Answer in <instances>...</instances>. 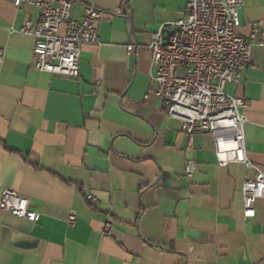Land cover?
I'll return each mask as SVG.
<instances>
[{
	"label": "crops",
	"instance_id": "0c3cea01",
	"mask_svg": "<svg viewBox=\"0 0 264 264\" xmlns=\"http://www.w3.org/2000/svg\"><path fill=\"white\" fill-rule=\"evenodd\" d=\"M186 3L98 0L101 43L82 47L67 79L33 68L35 38L19 31L38 9L0 0V199L14 191L38 214L0 210V264H264V200L246 210L241 194L256 172L220 167L209 134L190 146L154 94L148 46ZM81 14L75 3L71 17ZM258 22L264 0H245L238 33L248 40ZM226 91L249 104L246 150L264 172V47Z\"/></svg>",
	"mask_w": 264,
	"mask_h": 264
},
{
	"label": "built area",
	"instance_id": "2783aa9c",
	"mask_svg": "<svg viewBox=\"0 0 264 264\" xmlns=\"http://www.w3.org/2000/svg\"><path fill=\"white\" fill-rule=\"evenodd\" d=\"M18 9L32 5L39 11V23L25 22L20 33L35 38V62L39 72L67 79L80 75V58L85 45H100L98 0H10ZM245 0H187L184 17L159 26L148 46L154 69V94L163 102L166 115L179 120L190 146L195 135L209 134L215 141L220 167L239 163L256 172L241 188L246 210L264 200V172L248 158L245 142L248 102L227 93V85H238L249 65L253 46L264 47L262 22L252 25L248 40L237 31ZM82 9L80 18L71 17L74 4ZM123 14L122 10L117 12ZM259 37L261 39H259ZM135 47L129 46V53ZM2 53L0 54V63ZM148 96H146L147 98ZM187 178L196 164L187 161ZM88 200L97 204L96 198ZM28 198L4 190L0 210L37 221L28 209ZM76 216L69 218V225ZM107 224L105 233H108Z\"/></svg>",
	"mask_w": 264,
	"mask_h": 264
}]
</instances>
